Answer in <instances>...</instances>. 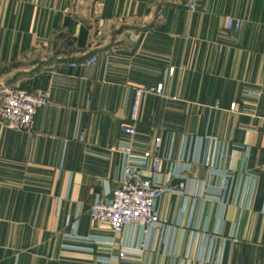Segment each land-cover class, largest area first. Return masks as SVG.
Listing matches in <instances>:
<instances>
[{
	"label": "crops",
	"instance_id": "1",
	"mask_svg": "<svg viewBox=\"0 0 264 264\" xmlns=\"http://www.w3.org/2000/svg\"><path fill=\"white\" fill-rule=\"evenodd\" d=\"M1 67L48 104L0 126V264H264V0H0ZM158 85L134 148L162 141L161 223L114 235L90 208Z\"/></svg>",
	"mask_w": 264,
	"mask_h": 264
},
{
	"label": "built area",
	"instance_id": "2",
	"mask_svg": "<svg viewBox=\"0 0 264 264\" xmlns=\"http://www.w3.org/2000/svg\"><path fill=\"white\" fill-rule=\"evenodd\" d=\"M187 7L195 11L197 0H187ZM241 22L228 18L226 30L238 32ZM97 57L92 56L81 62V65H92ZM71 66H76L72 63ZM173 72V70H171ZM162 85L156 88L138 89L135 93L131 111V125L122 129L120 147L123 155V179L118 188L110 191L105 198L96 199L90 208V218L93 222L106 226L114 235L124 232L127 227L154 228L160 225L161 219L157 212V203L165 192L160 184L161 139L157 138L153 149L142 152L135 151V124L139 118V105L144 93L160 94ZM48 104L45 95L13 89L6 94L0 105V126L26 132H32L35 125V115L41 107ZM231 110L236 108L231 104ZM127 254L122 251L120 257Z\"/></svg>",
	"mask_w": 264,
	"mask_h": 264
},
{
	"label": "rangeland",
	"instance_id": "3",
	"mask_svg": "<svg viewBox=\"0 0 264 264\" xmlns=\"http://www.w3.org/2000/svg\"><path fill=\"white\" fill-rule=\"evenodd\" d=\"M5 71V69L4 68H0V72H4ZM13 89H19V90H22V89H20V88H12L11 90H13ZM22 91H25V90H22ZM28 92V91H27ZM6 93V92H5ZM33 93V92H32ZM6 98V94H2V95H0V105H1V103L4 101V99Z\"/></svg>",
	"mask_w": 264,
	"mask_h": 264
},
{
	"label": "bare ground",
	"instance_id": "4",
	"mask_svg": "<svg viewBox=\"0 0 264 264\" xmlns=\"http://www.w3.org/2000/svg\"><path fill=\"white\" fill-rule=\"evenodd\" d=\"M10 91H11V90H10ZM10 91H6V93H5V94L9 93Z\"/></svg>",
	"mask_w": 264,
	"mask_h": 264
}]
</instances>
